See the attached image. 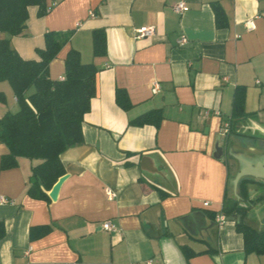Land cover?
Instances as JSON below:
<instances>
[{"label":"crops","instance_id":"1","mask_svg":"<svg viewBox=\"0 0 264 264\" xmlns=\"http://www.w3.org/2000/svg\"><path fill=\"white\" fill-rule=\"evenodd\" d=\"M45 3V16L30 7L23 33L0 32V39L10 38L32 60L46 33L71 32L49 77L64 79V59L75 50L98 70L96 95L84 116L82 144L60 155L66 179L55 201L49 192L48 201L27 194L37 162L18 159V167L0 169V198L7 201L0 202V264H264V255L244 252L235 222L216 223L225 199L237 198L243 221L264 228V178L243 179L247 201L230 185L242 168L264 165V0ZM177 3L185 6L181 14L172 10ZM141 27L154 35L137 39ZM95 30L106 35L102 58L93 56ZM182 36L187 44L180 47ZM238 87L245 90L247 116L234 121ZM117 89L129 110L117 106ZM0 93V117L16 112L7 82H0ZM153 110L163 116L157 128L129 126ZM8 153L0 143V161ZM106 222L115 230H104ZM43 226L46 234L29 237Z\"/></svg>","mask_w":264,"mask_h":264},{"label":"trees","instance_id":"2","mask_svg":"<svg viewBox=\"0 0 264 264\" xmlns=\"http://www.w3.org/2000/svg\"><path fill=\"white\" fill-rule=\"evenodd\" d=\"M30 7L37 9V16L47 13L45 0H0V32L15 37L27 27ZM216 17L219 13L214 7ZM220 25V24H218ZM71 32H48L44 36L43 48H36V58H22L10 44V38L0 39V82H7L13 90L18 109L6 112L0 117V143L7 146L9 153L0 161L1 170L18 167V159L37 162L31 167L27 194L48 201L47 193L65 175L60 155L67 149L83 142L82 125L84 116L90 111L91 101L96 95L97 68L83 64L75 50H69L64 59V79L51 80L49 64L69 42ZM92 48L95 58L106 55V35L103 30L92 32ZM4 96L0 93V102ZM115 102L124 111L131 104L122 90L115 92ZM245 90L238 87L232 100V120L247 116ZM163 116L161 110H153L129 122V126L158 127ZM247 180H241L239 197L247 201ZM264 200V195L259 198ZM222 214L228 218L242 216L236 223V231L243 238V250L258 256L264 255V228L257 230L243 219L246 210L239 206V200L225 199ZM49 231L47 226L30 229L29 237L34 239ZM5 236V227L0 222V241ZM186 253L187 247H182ZM188 255V253H186Z\"/></svg>","mask_w":264,"mask_h":264},{"label":"built area","instance_id":"3","mask_svg":"<svg viewBox=\"0 0 264 264\" xmlns=\"http://www.w3.org/2000/svg\"><path fill=\"white\" fill-rule=\"evenodd\" d=\"M172 10L173 12H175L176 14H181L185 11V6L183 3H177L175 4L173 7H172ZM247 27L252 29L253 26L250 22L247 23ZM154 35V29L153 28H150V27H141L139 28L138 30H136V38L137 39H142V38H149L151 36ZM185 44H187V39L185 37H181L178 42H177V45L182 47L184 46ZM158 89V86L155 85L154 89H153V93H155ZM222 134L223 135H226L228 134L229 132V124L228 123H225L223 125V128L221 130ZM108 196L111 197L112 194L111 192H108ZM0 202L1 203H6L7 201L4 199V198H0ZM205 206H207L208 204L205 203L204 204ZM226 221V217L223 215V214H220V215H217L216 216V223L218 224V226H221L224 224V222ZM102 228L106 231H114L115 228L113 225H111L109 222H106L102 225ZM147 264H150V262H147Z\"/></svg>","mask_w":264,"mask_h":264},{"label":"water","instance_id":"4","mask_svg":"<svg viewBox=\"0 0 264 264\" xmlns=\"http://www.w3.org/2000/svg\"><path fill=\"white\" fill-rule=\"evenodd\" d=\"M247 176H261L264 178V165L262 167H260L258 164H254V167H252V169H249L248 167L246 168H242L239 173L233 177L230 180V185L231 187L236 190L238 187V184L241 180H243L245 177ZM66 179L65 176L61 177L56 184L52 187L51 191L49 192V197L51 198V200L55 201V199L57 198L59 189L62 185V183L64 182V180ZM228 221H233L235 223H240L242 221V216L240 215H233L231 217L227 218Z\"/></svg>","mask_w":264,"mask_h":264},{"label":"rangeland","instance_id":"5","mask_svg":"<svg viewBox=\"0 0 264 264\" xmlns=\"http://www.w3.org/2000/svg\"><path fill=\"white\" fill-rule=\"evenodd\" d=\"M9 85V84H8Z\"/></svg>","mask_w":264,"mask_h":264}]
</instances>
